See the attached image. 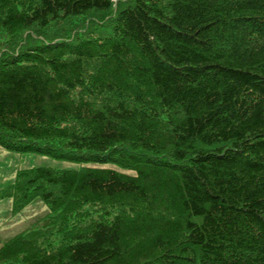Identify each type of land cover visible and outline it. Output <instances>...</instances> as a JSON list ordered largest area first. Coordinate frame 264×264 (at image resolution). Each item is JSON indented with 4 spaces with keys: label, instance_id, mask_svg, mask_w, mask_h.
<instances>
[{
    "label": "trees",
    "instance_id": "obj_1",
    "mask_svg": "<svg viewBox=\"0 0 264 264\" xmlns=\"http://www.w3.org/2000/svg\"><path fill=\"white\" fill-rule=\"evenodd\" d=\"M0 145V264H264V0H0Z\"/></svg>",
    "mask_w": 264,
    "mask_h": 264
},
{
    "label": "rangeland",
    "instance_id": "obj_2",
    "mask_svg": "<svg viewBox=\"0 0 264 264\" xmlns=\"http://www.w3.org/2000/svg\"><path fill=\"white\" fill-rule=\"evenodd\" d=\"M35 166L75 168L78 163L53 158L49 155L7 150L0 145V194L13 179L16 170ZM47 206L35 199L17 212L12 210V201L0 196V246L14 234L29 227L34 219L45 213Z\"/></svg>",
    "mask_w": 264,
    "mask_h": 264
}]
</instances>
